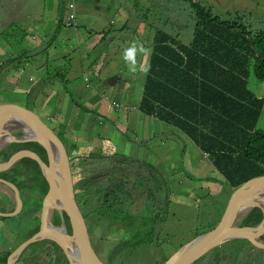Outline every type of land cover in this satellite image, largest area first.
Listing matches in <instances>:
<instances>
[{"label":"rangeland","instance_id":"1","mask_svg":"<svg viewBox=\"0 0 264 264\" xmlns=\"http://www.w3.org/2000/svg\"><path fill=\"white\" fill-rule=\"evenodd\" d=\"M196 1L197 0H106L105 2L103 1V3L108 4L111 2L110 5L113 7L101 9V11L104 12L101 16L97 15L95 9L90 7H86L83 11L81 10L78 12L77 16L78 29L81 27L80 21L84 23L83 29L80 30L82 33H85L88 27L90 30L92 29L100 33V35L103 34V39H113V41H108L111 43V46L105 49L106 51L101 54L102 56L97 51H93V53L89 55V58H84L85 65L83 66L80 62L81 49L77 50L76 32L73 28L68 31L73 41L64 46L65 52L69 53V58L64 64L69 68L73 83L77 81L91 85L90 82L94 81L91 65L97 61V65L103 67L104 70L112 68L118 71V76L128 79L129 81L125 83L127 87H133L134 83L138 80L143 81L145 71H138L137 78L134 77V74L128 72L127 66L122 58L124 48L130 46L133 41H138L145 44L144 46L149 50L148 53H150L152 49V35L154 30L158 27L164 28L174 35L180 33L179 36L181 40L185 44H189L193 39L197 22L194 6ZM198 1L207 8H210L213 14L218 15L222 19H236L247 24L249 28L254 31L264 30V0ZM45 2L47 5L46 9ZM68 2L69 0H58L56 6L54 0H6V3H4V0H0V33L6 31L7 26L11 23H17L16 27L11 31L0 34V55L2 54L5 56L3 57V61L0 62V66L3 65L11 52H15L18 64L24 59L23 57H18L23 51L28 55L30 54L28 51L37 50L35 52L39 53L36 57L40 56V61H43L48 53L53 50V42H50L53 34L51 29L46 28V24L51 21L52 16L59 10L61 13L59 18L60 22L64 24L66 22V17L64 16L67 15L70 10ZM33 4L35 5L31 7L30 5ZM157 8L159 9L158 16H162L164 18L163 21L157 17ZM117 9L120 10L117 11ZM97 12L99 13V11ZM172 15L173 18L171 17ZM96 17H98L96 25L90 24V21ZM30 18L34 20L40 18L41 21H39V24H32V22L24 23V21H28ZM18 21L20 22L19 25ZM147 24H149V26ZM18 27H22L23 31L17 29ZM169 27L172 29H169ZM46 31L48 32V36L45 38L44 33ZM103 39H101L100 42H107ZM42 42L43 46L40 45ZM84 42L85 41H83L82 44ZM59 49L63 50V46L61 45ZM96 57L97 59H95ZM146 57L147 55L139 57L140 63H142ZM38 60L39 59L35 61ZM60 63L63 62L59 59L57 65ZM49 66L50 64L48 63L47 70ZM83 67L86 70L85 74L83 72ZM11 73H14V71L12 70ZM16 73V78L20 77L27 82L24 81L20 88L15 87V89H17L16 91H14L12 85L5 90H0V106L6 105L11 107L7 109H13V111L29 110L32 111V113H36L55 131L63 142H66L65 137L59 130V124L68 125L70 122L64 118H75V115L71 112L72 103L67 105V110L69 111L63 115L64 118L62 117L61 121L52 119V116L48 114L49 104L51 103L50 100L52 99V95L49 94L50 91L48 88L45 87L43 91H40L39 88L30 91L27 89V87L30 88L34 86V83L38 81L37 78L33 77L32 79L34 82L29 81L30 75L36 72H34L29 65L19 67ZM103 74L104 73H102V76ZM84 77L88 80L85 81ZM53 78L54 75L51 76V79ZM37 86H41V83ZM101 86L103 87V84H101ZM251 86L256 93L264 96V80H255L252 78ZM127 90L128 88L123 91ZM80 91L82 92L83 89ZM104 91H108V93L103 92L102 99L106 103H110V101L116 99L109 95V90ZM129 91H132V88H130ZM70 92L74 95L73 89H70ZM93 92L94 91H92V93ZM62 95V97L65 96V94ZM74 99H77L76 95H74ZM77 101L80 102L79 100ZM42 102L43 105L45 104L43 110L39 107ZM81 107L84 108L85 106L81 104ZM93 107L96 110L103 108L101 106H90V108ZM7 109L1 108L0 113ZM109 109L110 106H107L106 110L109 111ZM76 110L82 112L80 114L82 117L94 116L90 115V112H85L78 107H76ZM113 112L119 113L120 115H124L125 112L126 114H130V116L124 120V123L129 126V129H127L124 124L122 125V119L119 116L118 121L110 122L104 120L96 121V123H86V120H80L78 122L84 124V127L80 131L75 132L83 133V135L86 133L88 136L90 133L86 131V128L90 131H100L104 138L110 140V142L103 140L101 144L102 147L105 146L106 148V155H111L110 152L114 146L119 147L121 151L125 150L127 155L120 159L117 158L118 162L111 163L108 161V163L111 164L109 168L104 165L105 159L97 160L95 162L96 164L94 161L83 162L81 159V179L77 176V170H75L73 165L75 181L77 182L80 179L76 185H79L86 179L90 181L91 187L93 188L105 186L107 189L111 190L114 188L111 187V185L115 180L123 177V179L129 180L133 184V186H129L130 190L128 191L131 192L133 201L138 206L143 180L141 181V178L132 175L134 171L132 166L135 164V166L138 165L136 167H141L139 162H142L140 158H143V160H145L144 162H147L146 164L151 165L152 169L155 168V173L159 172L157 173L158 180L166 183L169 187L171 191L169 198L172 201V205L169 206V212L167 213V210L164 209L162 212L163 216L157 220V226L154 227L153 232L154 235L156 234L153 243H145L142 246L135 245L129 247L125 245L126 241L130 238H135V234L130 232L126 225L114 226V231H111V229L108 228L107 217L103 215L100 216V210L94 211L93 214L89 213V225L92 223L91 237L93 248L104 264H155L156 261H164L178 248L215 227L225 213L227 195L228 193L229 195L232 194L233 191H230L229 187L227 188V182L223 175L212 165L209 160L210 158H207L205 153H203V151H201L199 147L178 128L170 125V128L178 133L176 136L170 137L164 135L153 139V141L149 143H144L143 146L139 144L136 145L135 134L130 136L131 141L127 142V139L131 130L141 129L145 121L144 118H138L139 112L128 107H126V110L123 107L118 109H114L113 107ZM136 114L138 115L135 116ZM107 116L109 115L107 114ZM76 117L78 118V116ZM110 119L111 118L107 120ZM117 126H120L125 134H119L116 129ZM258 127L264 130V112ZM76 137L79 138L80 136L76 134ZM146 148L148 149L147 153H142V150ZM116 150L117 148H115L114 152ZM128 152H132L133 157H131ZM136 158H139L138 161H136ZM203 164H205V168L202 167L200 169L199 167L203 166ZM120 165L121 169L118 171L117 168ZM152 169L149 175H151ZM207 175L211 176V178L207 177ZM18 176L21 180L28 175L25 171L21 170V167H18ZM145 176L147 175L145 174ZM0 189H3L0 191V227H5L6 229L7 236L5 239L11 242L15 241L16 243L23 241L22 243H24L26 240L34 237L35 228L42 224V220L40 222L39 218L40 209L42 210L41 205L32 203L35 207L30 213L6 216L4 215L5 213L12 212L10 211L13 208L12 199H17L18 196L14 190L10 188L13 192L11 195L14 197L11 199V195L4 185L0 184ZM28 194L29 192H22L19 195L20 203H22L24 207L30 205L27 201ZM92 195L94 194L91 193L87 197L91 198ZM34 196L36 198H41L39 194H34ZM43 199L45 198L43 197ZM92 201L91 199L88 200L87 203L83 202L84 207H86V209L91 207L93 205ZM158 207V204L155 205V214H157L156 209H159ZM148 211L149 209L145 210L146 213H148ZM146 217L149 218L148 215H146ZM57 218L61 220L60 215L57 216ZM123 220L125 219L123 218ZM153 221L155 224L156 220ZM153 221H150L148 226L152 225ZM56 224L59 225L60 223ZM136 228V230H138V227ZM149 232L152 231L150 230ZM141 236L143 238L146 235L143 234ZM156 237H158L159 241H157ZM244 241L247 240H235V245L241 247L246 243ZM6 243L5 241L4 244L6 245ZM222 246H227V243ZM0 251L2 252V250ZM1 252L0 257L2 256ZM22 253L23 256L18 264H51V256L55 255V252L52 251L51 253V249H47V247L42 249V244L40 242H34L31 247H26ZM56 255H58V253ZM262 256H264V254H262ZM210 257L211 256H208L202 260L205 261ZM198 260L195 264L199 263ZM223 261L232 262L233 259L223 258V260H219L217 264ZM259 264H264V261H261Z\"/></svg>","mask_w":264,"mask_h":264},{"label":"trees","instance_id":"2","mask_svg":"<svg viewBox=\"0 0 264 264\" xmlns=\"http://www.w3.org/2000/svg\"><path fill=\"white\" fill-rule=\"evenodd\" d=\"M194 6L197 22L189 44L181 40L180 33L174 35L164 28L158 27L153 35L151 33L152 50L138 107L145 115L174 126L189 137L203 153L208 154L215 168L234 191L247 180L264 175V130L258 127L264 112V96L256 93L251 86L252 78L264 80V30L254 31L236 19H222L198 0ZM156 10L158 19L163 21L164 18L158 16L159 9ZM27 56L25 53L23 61L18 65L26 61ZM16 135H20V132ZM62 144L70 158L76 202L84 217L100 210V216L107 217L111 231H114V226L126 225L135 234L134 239L126 241V246L153 243L157 220L163 216L164 209L168 213L169 206L172 205L169 198L171 191L166 183L158 180L159 172L155 173V168L152 169L144 161L139 162L141 167L132 164V175L143 180L137 206L128 191L133 184L123 177L115 180L111 190L105 186L93 188L86 179L76 185L82 178L81 159L86 156H77V145L72 147L67 142ZM21 152H31L39 160L24 157L6 171L0 170V178L16 182L21 192H29L27 201L30 205L23 206L22 210V214H26L34 210L33 204H39L42 208L43 197L50 191L49 181L40 164L45 165L49 175L51 169L46 150L37 142L11 143L0 152V157L3 161L11 160ZM92 155L94 159L103 160L106 157L99 153ZM111 156L114 157L111 163L117 162V157H124L115 154ZM73 165L80 178L77 182ZM18 167L28 176L20 180ZM144 167L147 169L143 172ZM120 169L121 165L117 170ZM151 169L152 173L149 175ZM91 193L94 195L87 197ZM34 194L41 195V198H36ZM87 199L93 200V205L88 209L83 204L87 203ZM12 203L14 204L13 199ZM157 204L159 209H156L155 214ZM146 209H149L148 213L145 212ZM41 211L40 209V222ZM55 215L54 222L60 223V218H57L59 215ZM263 218L262 210L254 208L241 225L254 226ZM153 220H156L155 224ZM65 221L68 234L72 236L74 226L66 213ZM150 221L153 223L148 226ZM41 229L42 224L35 228L34 234L37 235ZM143 234L146 236L142 238ZM156 239L159 241L158 237ZM39 242L42 249L47 247L51 249V253L55 252L51 256V264H74L56 242L49 239ZM220 251L221 248L217 247L198 262L208 256L215 257L218 262L224 256ZM13 256L14 252L6 251L0 257V262L9 263ZM165 260L156 261L155 264H163Z\"/></svg>","mask_w":264,"mask_h":264},{"label":"crops","instance_id":"3","mask_svg":"<svg viewBox=\"0 0 264 264\" xmlns=\"http://www.w3.org/2000/svg\"><path fill=\"white\" fill-rule=\"evenodd\" d=\"M47 1V0H46ZM103 1L105 2L106 0H69L68 4L69 7L71 4L74 5V8L76 9V15L78 14V12H80L81 10L83 11L86 7H90L95 9L96 14L97 15H102V13L104 14V12L101 11V9L104 8H111L113 7L112 5H110V3L105 4L103 3ZM110 1V0H108ZM4 3H6V0H4ZM55 5L57 6L58 0H54ZM35 4L30 5L31 7H33ZM47 5L45 2V9H46ZM56 8V7H53ZM10 10V9H9ZM120 9H117V11ZM99 11V13L97 12ZM68 14V13H67ZM124 14V13H123ZM60 10L52 16V19L49 23H47L46 28L51 29L53 36H51L50 42L52 43V47L53 50L51 52L48 53L47 57L43 60L40 61V56L36 57V55L39 52H35L37 50H33V51H28L30 54H28L26 61L20 63V65H18L17 61H16V54L15 52H11L10 55L7 56L6 61H4L3 65L0 66V90H5L7 89L9 86H13L14 91H16L17 89H15V87L20 88L23 84L24 81L26 80H22L20 77H17V73L16 70L19 69V67H25V66H31V68L34 70V72H36L35 74L30 75V79L29 81L34 82L33 78H37L38 81L36 83H34V86H31L30 88L27 87V89L30 90H34L39 88L40 91H43V89L46 87L48 88V90L50 91L49 94L52 95V99L50 100V106L48 108V114L50 116H52V119H57V121H61L62 117L64 114H66L69 110H67V105H70V103H72V109L71 112L75 115V118L73 119H69V118H64L67 119L70 123L68 125H63L62 123L59 124V130L62 133V135L65 137L66 142L71 145L72 147H74L75 145L78 146L77 149V156H86L84 158H82V161H94L96 162L97 160H101V159H94L93 155L94 153H99V154H105L107 152H105V146L102 147L101 144L104 141L106 142H110V140L108 138H104V136L102 135V133L100 131H96V130H89L86 128V131H89V135L87 136V134L85 133L83 135V133H79V132H75V131H80L84 126V124L79 123L78 121L80 120H86V123L89 122H93L96 123V121H118L119 120V116L122 119V125L124 124L125 127L127 129H129V126L126 125L124 123V120L130 116V114H126V112L124 113V115H120L119 113H114L113 112V107L114 109H118V108H133V110H137L139 112V116L138 118L142 119L144 118V123L143 126L138 129H133L131 130L129 137L127 139L128 141H131L130 136L135 134L136 137V145H141L143 146L144 143H149L151 141H153V139L159 138L161 136L164 135H168V136H176L178 135V133L170 128V125L158 120L155 117L152 116H147L144 113H142L139 110V104H140V98L142 96V92H143V84H144V80L143 81H137L134 83L133 87H127L125 85V83L127 81H129L126 78H122L120 76L117 75V70H114L112 68H108V70H104L103 67H100L97 65V62L92 63V67H91V72L93 74V78L94 81L90 82L91 85L86 84L84 82H77L75 81V85L72 81V78L70 76V71L69 68L66 67V65L64 64L66 60H68L69 58V53L65 52L64 50V46L67 45L68 43H72V37H70V33H68V31L72 28L67 27L65 25V23H61L60 22ZM67 15H65L64 17H66ZM98 17L92 19L90 21V24H95L96 25V21H97ZM77 28H73L76 32L75 37L76 39V45H77V50L81 49L80 51V62L81 64H83V66L85 65V61L84 58H89V55H91L93 53V51H97L100 55L105 52L106 48L111 46V43L108 42L111 40V42L113 41V39H103V34L100 35V33L96 32L95 30H90V28L87 27V31L85 33H82L80 30L83 29L84 23L83 21H80L81 23V27H79L78 29V16H77ZM107 20V19H106ZM39 21H41V19H37L34 20L32 18H30L28 21H24V23L26 22H32V24H39ZM20 24V22L18 21V25ZM17 23H11L10 25L7 26V30L6 31H2L0 34H5L7 31H11V27H16ZM59 28V31H57ZM17 29L23 31L22 27H18ZM107 34V33H106ZM44 36L46 38V36H48V32L46 31L44 33ZM102 37V38H101ZM106 37V36H104ZM109 38V37H108ZM103 39L107 42H100V40ZM37 40H41V39H37ZM43 41V40H41ZM85 41L83 44L82 42ZM110 43V45H109ZM41 46H43V42L40 43ZM63 46V50L59 49L60 46ZM145 45V44H143ZM152 50V49H151ZM1 53V52H0ZM26 52L23 51L20 55H18V57H23L24 54ZM89 53V54H88ZM27 54V53H26ZM150 53L147 54V57L145 60L142 61V65L147 69L148 68V62L150 59ZM98 55V56H100ZM31 56V57H29ZM102 56V55H101ZM3 57H5L4 55H0V62L3 61ZM39 59L38 61H35ZM61 60L63 63H60L59 65H57L58 60ZM97 59V57L95 58ZM44 62V63H43ZM33 63V65H32ZM48 63L50 64L48 70H47V65ZM97 65V66H96ZM46 66V67H45ZM60 67V68H59ZM12 70L14 71V73H11ZM83 72L84 74L86 73V70L83 67ZM145 71V75H146ZM102 73L103 76H102ZM137 74L138 72L134 73V77L137 78ZM144 74V73H143ZM54 75V78L51 79V76ZM85 81H87L88 79H86V77H84ZM27 82V81H26ZM39 83H41V86H37ZM46 84V85H45ZM101 84H103V87L101 86ZM74 85V86H73ZM127 91H123L125 89H127ZM132 88V91H129V89ZM70 89L74 90V95H76L77 99H74V95L73 93L70 92ZM83 91L81 92L80 90ZM104 90H109V95L112 97H115L116 99L110 101V103H106L102 98H103V92L108 93V91H104ZM92 91H94L92 93ZM105 93V96H106ZM43 94V93H42ZM65 94L64 97H62ZM124 95V97H123ZM1 98V95H0ZM36 100V99H35ZM77 100H79L80 102H78ZM75 101V103H74ZM81 104H83L85 107H81ZM75 105V106H74ZM66 106V107H65ZM80 106V107H79ZM90 106H101L103 107L100 110H96L94 107L90 108ZM107 106H110L109 111L106 110ZM40 109L43 110L45 107V104L43 105V102L40 104ZM76 107L83 109L85 112H90V115H94L93 117H82L80 114L82 112L76 110ZM7 109V108H11L8 107L6 105L0 106V109ZM12 111L13 109H7ZM107 114L109 116H107ZM80 115V117H79ZM138 114H136L135 116H137ZM78 116V118L76 117ZM106 119H105V118ZM111 118L110 120H107ZM98 119H102V120H98ZM77 120V121H76ZM172 126V125H171ZM117 131L119 134H125L122 131V128H120V126H117ZM76 134H78L80 137H76ZM57 135V134H56ZM59 138V137H58ZM189 138V137H188ZM190 139V138H189ZM61 140V139H59ZM173 141V140H172ZM62 142V140H61ZM63 143V142H62ZM64 145V144H63ZM76 146V147H77ZM115 148H117V150L114 152ZM148 151V149L146 148L145 150H142V153L146 154ZM73 153V151H72ZM111 155L115 154L118 156H126L127 152L121 151V149L119 147H112V151L110 152ZM130 153L131 157H133V153L132 152H128ZM111 155H106L105 160H104V165L105 167L109 168L110 164L108 163L113 161V158ZM129 155V154H128ZM16 154L13 156V158L11 160H13L15 158ZM205 156L207 158L208 155ZM118 158V157H117ZM117 158L115 160H117ZM120 159V158H118ZM139 158H136V161H138ZM131 160V159H130ZM210 160V159H209ZM9 160L3 161V158L0 157V164H3L5 162H8ZM20 160H18L16 163H18ZM140 161H145L143 160V158H140ZM118 162V161H117ZM211 162V160H210ZM16 163L14 164H8L7 166L1 168L0 170H4L6 171L7 169H9L10 167L14 166ZM192 163V161H191ZM212 163V162H211ZM12 165V166H11ZM135 165V164H134ZM213 165V163H212ZM138 166V165H136ZM214 166V165H213ZM205 168V164H203V166L199 167L201 168ZM215 167V166H214ZM145 169H147L146 167L143 168V172L145 171ZM148 174V171L146 172V175ZM210 177L211 176H208ZM229 187L230 191H233L230 186L228 185L227 188ZM22 193V192H21ZM231 194L227 195V199H226V205L230 199ZM22 202V201H21ZM43 202V201H42ZM225 205V208H226ZM21 209L23 210V206L21 203ZM0 250H2V254H4L6 251H10V252H16V250L19 248V246L22 244V242H15V241H7L5 239V237L7 236L6 233V229L5 227H0ZM238 240H243V239H238ZM247 241L245 244H243L241 247H238L235 245V240L234 241H230L227 242V246H220L221 251L220 254H224V256L221 258L222 259H233L232 262H227V261H223L220 264L224 263V264H259L261 261H264V256H262V254H264V238L261 237L260 238V242L262 244H259L256 241H252L250 239H244ZM5 241L7 242L6 245L4 244ZM229 243V244H228ZM231 243V244H230ZM226 244V243H225ZM21 255V254H20ZM33 256V255H31ZM20 257V256H19ZM201 259V258H200ZM19 262V258L17 259V262L14 264H18ZM197 261H195L193 264H195ZM198 264H217L215 257H211L207 260H202L200 261Z\"/></svg>","mask_w":264,"mask_h":264},{"label":"water","instance_id":"4","mask_svg":"<svg viewBox=\"0 0 264 264\" xmlns=\"http://www.w3.org/2000/svg\"><path fill=\"white\" fill-rule=\"evenodd\" d=\"M17 132H20V135H16ZM16 142H37L46 150L50 161V175L45 165H40L49 181L50 191L42 202L41 231L22 243L8 264L16 263L28 245L45 239L56 242L74 264H104L94 251L86 220L77 205L70 158L55 131L32 111L5 110L0 113V152ZM24 157L39 160L31 152H21L17 153L13 160L0 164V169ZM0 182L9 185L16 194L19 193L17 186L10 181L0 179ZM250 197L254 199V203L251 204L252 210L260 208L264 214V201L262 203L255 201L264 197V175L253 177L236 188L230 196L220 222L213 229L178 248L163 264H193L213 249L238 239H250L262 244L260 238L264 235V218L254 226L241 225L247 216L239 222L243 200ZM15 204V211L4 215L11 216L20 210L19 196ZM64 212L73 223L72 236L66 230ZM56 213L61 217L59 225L54 222ZM62 226L65 228L66 236L59 230Z\"/></svg>","mask_w":264,"mask_h":264},{"label":"clouds","instance_id":"5","mask_svg":"<svg viewBox=\"0 0 264 264\" xmlns=\"http://www.w3.org/2000/svg\"><path fill=\"white\" fill-rule=\"evenodd\" d=\"M72 11L71 9L68 11V13ZM75 13H76V9H75ZM68 15V14H67ZM76 19H77V15H76ZM66 20H67V16H66ZM77 23V22H76ZM65 25H66V22H65ZM67 26V25H66ZM69 27V26H67ZM72 28V27H70ZM148 49L140 42L138 41H133L131 43L130 46L128 47H125L124 50H123V53H122V58L124 60V63L125 65L127 66V70L130 74H134L138 71H147V69L140 63L139 61V57L143 56V55H147L148 54ZM11 161V160H9ZM0 179H4V178H0ZM7 180V179H6ZM10 181V180H8ZM11 183H13L15 186H17V183L16 182H12L10 181ZM1 185H4L6 187V189L8 190V192L11 194H13V192L10 190V186L3 183V182H0ZM12 189V188H11ZM17 189L19 190V193L16 194L17 196L20 195L21 191L20 189L18 188L17 186ZM3 189H0V191H2ZM15 192V191H14ZM14 198L12 195H11V199ZM14 200V204H13V210L12 212L15 211V203H16V199H13ZM11 213V212H10ZM22 213V209L20 208V210L16 213V214H20ZM15 214V215H16ZM14 215V214H13ZM83 215V213H82ZM12 216V215H11ZM84 217V215H83ZM85 218V223H86V226L88 227V231H89V234L91 236V233H92V223L89 225L90 223V220L88 217H84ZM64 220H65V212H64ZM56 224V223H55ZM57 225V224H56ZM65 227H66V230H67V225H66V221H65ZM68 232V231H67ZM264 238V235L262 236ZM39 242V241H38ZM5 254V253H4ZM3 255V254H2ZM0 264H2L0 262ZM8 264V263H6Z\"/></svg>","mask_w":264,"mask_h":264},{"label":"bare ground","instance_id":"6","mask_svg":"<svg viewBox=\"0 0 264 264\" xmlns=\"http://www.w3.org/2000/svg\"><path fill=\"white\" fill-rule=\"evenodd\" d=\"M257 200V202L259 203H262L264 201V197H260V198H257L255 199V201ZM254 203V199L253 197H250V198H246L243 200V203H242V211H241V214H240V219H239V222L242 221L246 216H248L250 214V212L252 211V207H251V204ZM59 230L60 232L66 236V233H65V228L62 226V227H59Z\"/></svg>","mask_w":264,"mask_h":264},{"label":"built area","instance_id":"7","mask_svg":"<svg viewBox=\"0 0 264 264\" xmlns=\"http://www.w3.org/2000/svg\"><path fill=\"white\" fill-rule=\"evenodd\" d=\"M70 9L72 11H70L67 15L66 25L72 28H77L76 13L73 4L70 5Z\"/></svg>","mask_w":264,"mask_h":264},{"label":"flooded vegetation","instance_id":"8","mask_svg":"<svg viewBox=\"0 0 264 264\" xmlns=\"http://www.w3.org/2000/svg\"><path fill=\"white\" fill-rule=\"evenodd\" d=\"M91 239H92V237H91Z\"/></svg>","mask_w":264,"mask_h":264}]
</instances>
